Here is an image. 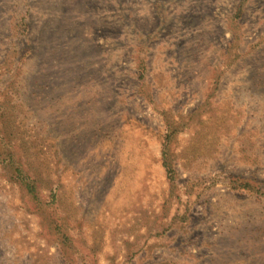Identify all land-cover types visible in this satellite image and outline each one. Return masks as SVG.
Wrapping results in <instances>:
<instances>
[{
	"label": "rangeland",
	"instance_id": "rangeland-1",
	"mask_svg": "<svg viewBox=\"0 0 264 264\" xmlns=\"http://www.w3.org/2000/svg\"><path fill=\"white\" fill-rule=\"evenodd\" d=\"M0 115V264H264V0H0Z\"/></svg>",
	"mask_w": 264,
	"mask_h": 264
},
{
	"label": "trees",
	"instance_id": "trees-1",
	"mask_svg": "<svg viewBox=\"0 0 264 264\" xmlns=\"http://www.w3.org/2000/svg\"><path fill=\"white\" fill-rule=\"evenodd\" d=\"M241 10L237 14L238 18L241 17ZM161 25V24H160ZM155 33H152L154 35ZM151 34L145 37V41L149 42L151 40ZM145 69L142 70V74H144ZM143 86L145 87V92L148 90L149 84L147 85L146 82H143ZM149 92V91H148ZM149 94V93H148ZM150 96V95H149ZM1 119V115H0ZM166 143L162 152V164L165 167L166 171L168 172V176L170 180H174L176 169L174 167V160L172 158L171 149L169 147L170 142L173 140L174 136L177 133L176 127L168 123L166 127ZM6 139V138H5ZM4 134H3V127L0 123V162L2 163L3 170L6 171L9 175L8 180L14 183H18L20 181V185L26 191V194L29 196L31 201L36 207L43 206V200L39 193L37 192L36 184L34 181L28 177V173L23 170L25 169L24 166L21 165L19 158L17 157V152L9 145L3 144L5 141ZM22 173L24 176L21 177ZM246 186H249L248 181L246 182Z\"/></svg>",
	"mask_w": 264,
	"mask_h": 264
}]
</instances>
